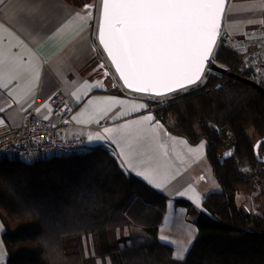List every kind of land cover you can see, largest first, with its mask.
Returning a JSON list of instances; mask_svg holds the SVG:
<instances>
[{"label":"trees","instance_id":"1","mask_svg":"<svg viewBox=\"0 0 264 264\" xmlns=\"http://www.w3.org/2000/svg\"><path fill=\"white\" fill-rule=\"evenodd\" d=\"M213 60L256 82L219 44ZM55 89L46 75L42 92ZM169 96L147 102L172 133L207 143L219 185L205 198L204 212L176 202L198 230L186 257L175 259L159 240L167 198L126 175L107 150L93 147L73 156L0 161L5 264H264V94L206 72L187 92ZM231 147L233 154L223 158ZM240 185L256 195L259 212L239 207Z\"/></svg>","mask_w":264,"mask_h":264},{"label":"crops","instance_id":"2","mask_svg":"<svg viewBox=\"0 0 264 264\" xmlns=\"http://www.w3.org/2000/svg\"><path fill=\"white\" fill-rule=\"evenodd\" d=\"M100 3L101 0H0V52L10 58L0 76V83L9 85L0 88V139L22 130L31 108L48 119L49 97L63 94L73 107V125L67 137L86 138L89 148H104L126 175L141 180L167 198L159 240L171 247L175 259L180 248L187 249L185 258L198 230L186 208L176 202L188 203L197 212H204L205 198L219 190L207 160V143L202 140L192 144L172 133L155 117L148 97L134 96L119 85L97 42ZM86 4L91 8L85 9ZM258 26L264 27V0L227 1L223 15L225 33L240 37ZM46 75L56 83L55 91L48 94L42 92ZM109 100L117 103H101ZM141 104L145 108L135 111ZM104 110L106 114L101 116ZM147 115L154 120L151 125L142 126L145 130L157 124L162 127L157 129L155 139H149L146 132L145 138L137 141L135 151L126 146L120 133L108 136L104 132L106 128L119 129ZM96 135L105 139L89 140ZM232 154L231 147L222 156ZM132 166L136 171L153 170L161 187L149 185L135 171H130ZM196 196L200 198L199 206L194 203ZM4 230L0 219V264H4L5 257Z\"/></svg>","mask_w":264,"mask_h":264},{"label":"snow or ice","instance_id":"3","mask_svg":"<svg viewBox=\"0 0 264 264\" xmlns=\"http://www.w3.org/2000/svg\"><path fill=\"white\" fill-rule=\"evenodd\" d=\"M224 5L225 0H102L98 39L128 90L150 97L168 95L192 87L203 78L220 35ZM84 8L90 9L91 5ZM9 62L10 58L0 52V76ZM8 86L0 83V88ZM101 103L111 105L117 101ZM144 108L141 104L134 110ZM105 114L106 110L101 112V116ZM153 120L152 115H147L119 129L106 128L104 132L108 136L120 133L126 146L135 151L137 141L143 140L146 132L149 139H155L157 129L162 127L158 124L150 130L142 127L151 125ZM93 139L105 137H89L90 141ZM130 171H135L149 185L161 187L153 170L136 171L132 166ZM199 200V196L194 198L197 206ZM186 252L187 249L180 248L176 259L183 260Z\"/></svg>","mask_w":264,"mask_h":264},{"label":"built area","instance_id":"4","mask_svg":"<svg viewBox=\"0 0 264 264\" xmlns=\"http://www.w3.org/2000/svg\"><path fill=\"white\" fill-rule=\"evenodd\" d=\"M237 56L240 68L264 88V27L247 30L240 37L221 31L217 45ZM50 117L41 118L31 108L25 126L19 132L0 139V161L19 159L30 162L34 157L73 156L87 152L86 138L67 137L72 127L73 107L67 97L54 93L49 97Z\"/></svg>","mask_w":264,"mask_h":264},{"label":"water","instance_id":"5","mask_svg":"<svg viewBox=\"0 0 264 264\" xmlns=\"http://www.w3.org/2000/svg\"><path fill=\"white\" fill-rule=\"evenodd\" d=\"M227 1H228V0H225L224 11H225V8H226V5H227ZM101 8H102V0H101V3H100V9H101ZM223 15H224V12H223V14H222L221 21H220V24H221V31L223 30ZM100 22H101V18H100V12H99L98 27H99ZM98 27H97V42H98V44H99V46H100V48H101L103 54L105 55V57H106L108 63L110 64L112 70L114 71V73H115V75H116V77H117L119 83L121 84V86H122L127 92H129V93L136 94V95H140V96L150 97V96H147V95H144V94H139V93L132 92L131 90H128V89L124 86L123 82H122V81L120 80V78H119V74L116 73V71H115V67H114V65L111 63V59H110V57H108L107 53H106V52L104 51V49H103V46H102V45L100 44V42H99V39H98ZM221 31H220V33H221ZM218 38H219V36H218ZM217 43H218V39H217ZM217 43H216V46H217ZM215 48H216V47H215ZM215 48H214V50H215ZM213 53H214V51H213ZM213 53H212L211 61H210V63H209V64L207 65V67H206V71H205V73H206V72H211V73L217 74V75H219V76H229V77H231V78H233V79H235V80H237V81H239V82H241V83H243V84H245V85H248V86L252 87L253 89L258 90V91H260L261 93L264 94V88H263L261 85H259L258 83L254 82V81H252V80H250V79H247V78L241 77V76H239V75L233 74V73H231L228 69L224 68L222 65L216 63V62L213 60ZM204 75H205V74H204ZM203 77H204V76H203ZM202 79H203V78H202ZM202 79H201L197 84H199V83L202 81ZM197 84H196V85H197ZM194 86H195V85H194ZM192 87H193V86H192ZM188 88H191V87H188ZM188 88H184V89H181V90H179V91L172 92V93H170V94H168V95H162V96H160V97H155V96H151V97H153V98H162V97L169 96V95H171V94H173V93L180 92V91L185 90V89H188ZM261 142H262V140L258 141V142L255 144V146H254V151H255V155H256L257 159H259V154H258V148H257V145L260 144Z\"/></svg>","mask_w":264,"mask_h":264},{"label":"rangeland","instance_id":"6","mask_svg":"<svg viewBox=\"0 0 264 264\" xmlns=\"http://www.w3.org/2000/svg\"><path fill=\"white\" fill-rule=\"evenodd\" d=\"M110 66V64H109ZM117 78V77H116ZM118 80V79H117ZM121 86V84H119ZM189 90L188 89H185V90H182L180 92L182 93H185ZM170 96H166V97H162V98H159V100H163V99H167L169 98ZM149 99H154L153 97H148ZM248 134L251 138H254V133L252 130H249L248 131ZM39 156L36 155L34 157V159H38ZM237 200H238V204H239V207L242 209V210H251V211H254V212H259V208H260V202L258 201V198L256 197V195H251V192L249 189H247L245 186L243 185H240L238 187V192H237ZM4 264L6 263V260H7V252H6V249L4 247Z\"/></svg>","mask_w":264,"mask_h":264}]
</instances>
